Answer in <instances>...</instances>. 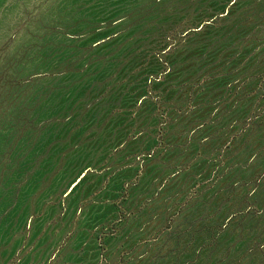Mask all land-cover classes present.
Wrapping results in <instances>:
<instances>
[{"label": "rangeland", "instance_id": "obj_1", "mask_svg": "<svg viewBox=\"0 0 264 264\" xmlns=\"http://www.w3.org/2000/svg\"><path fill=\"white\" fill-rule=\"evenodd\" d=\"M0 264H264V0H0Z\"/></svg>", "mask_w": 264, "mask_h": 264}]
</instances>
